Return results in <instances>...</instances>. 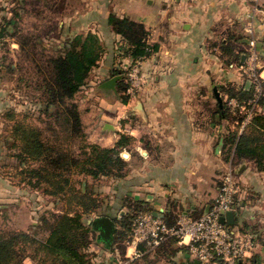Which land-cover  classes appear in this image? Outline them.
<instances>
[{"label":"crops","instance_id":"crops-1","mask_svg":"<svg viewBox=\"0 0 264 264\" xmlns=\"http://www.w3.org/2000/svg\"><path fill=\"white\" fill-rule=\"evenodd\" d=\"M83 1L85 8L76 20L81 27L93 25L107 47L98 70L112 72L119 63L126 66L132 61L130 57L116 58L113 43L122 37L109 24L111 13L143 22L151 31V43L160 46L153 56L136 62L142 86L135 104L111 100L107 89L84 92L83 102L91 105L86 112L93 118L86 127L90 143L113 147L121 134L135 141L128 147L126 177L111 180L112 194L99 211L107 205L123 211L124 198L129 197L171 223L183 214L199 217L214 203L220 179L232 165L241 188L239 211L244 222V214L252 212L248 217L254 221L257 241L249 257L239 264H264V172L251 160L235 161V166L226 159L224 138L234 124L222 117L214 93L217 87L226 101L222 86L242 85L245 76L240 64H226L221 57V38L234 40L243 51L242 61L253 39L264 57V0ZM260 72L264 77V66ZM127 113L130 122H123ZM99 211L92 216L94 220L112 218ZM92 246L94 250L96 246ZM180 248L170 242L158 250L168 256L170 264L192 263L195 258ZM132 253L128 243L127 257ZM154 255L162 254L156 251Z\"/></svg>","mask_w":264,"mask_h":264},{"label":"trees","instance_id":"trees-1","mask_svg":"<svg viewBox=\"0 0 264 264\" xmlns=\"http://www.w3.org/2000/svg\"><path fill=\"white\" fill-rule=\"evenodd\" d=\"M108 21L113 31L126 43L122 50L125 57L137 62L159 51L158 43L149 42L150 32L143 23L112 13ZM218 46L225 63L242 64L243 51L237 49L234 40L226 38ZM100 49V40L96 35H77L58 55L37 62L36 86L41 92L45 112L53 119L46 131L31 123L27 115L18 118L13 111L7 113L13 121L10 136L13 139L11 146L17 150L14 156L18 161L19 182L60 200L63 209L61 213L52 214L51 218L41 219L42 227L47 231L43 239L37 236V232H5L0 229V264H25L27 257L37 260V264H93L89 252L93 244L92 230L85 219L98 213L103 200L86 179L97 181L126 177L129 161L122 156V152L129 150L132 139L121 134L113 147L88 142L79 106L73 101L100 60L103 53ZM261 88L256 98L255 86L248 84V80L240 86H222L221 91L227 95V100L223 101L222 107L219 106V111L223 118L234 124L224 138L226 159L251 160L259 171L264 172V111H259L264 107V83ZM119 89H127L121 81ZM231 99L237 100V106L229 104ZM253 99H256L258 108L250 121L242 126L246 110L252 107L249 102ZM126 102L127 99H124ZM51 107L54 108L52 113L49 111ZM78 140L79 152H76L74 145ZM123 206L125 214L112 218L115 223L114 244L130 243L137 216L151 213L141 202L129 197L124 198ZM163 220L168 225L177 222ZM241 229L250 231L244 227ZM170 242L177 243V240L170 238L164 244ZM140 249L146 250L143 245ZM180 249L187 250L184 246ZM151 253L147 252L142 257Z\"/></svg>","mask_w":264,"mask_h":264},{"label":"rangeland","instance_id":"rangeland-1","mask_svg":"<svg viewBox=\"0 0 264 264\" xmlns=\"http://www.w3.org/2000/svg\"><path fill=\"white\" fill-rule=\"evenodd\" d=\"M84 8L83 0H6L0 5V229L5 232L19 230L37 232V236L43 239L47 236V231L43 229L41 219L43 217L51 218L52 214L61 213V209H63V203L60 200L19 182L17 176L18 161L14 156L17 150L11 146L13 139L10 136V130L13 121L7 117L9 111L15 112L18 118L27 115L31 123L45 131L48 128V123L53 120L45 112L41 92L36 86L37 62H41L48 56L58 55L69 45L70 40L77 35L92 33L99 38L100 50H103L102 56L97 65L91 70L86 84L73 98V101L79 106L88 142L90 141L86 127L90 122H93V118L88 114L89 112H86L90 110L91 105L85 101L83 102L85 90L89 88H94L95 91L101 90V88L106 89L103 84L111 78L119 76L116 91L107 89L108 94L111 95L109 98L121 103H124V99H127L124 104L128 105L129 103H136V96L141 89L142 83L139 81L141 76L139 75L137 63L133 60L128 62L126 66L119 63L112 72L104 73L103 68L98 70L107 52V47L103 44L100 35L94 31L93 25L90 26V29L86 26H83V28L80 21L76 20L78 18L77 14L82 12ZM149 32V42H151V31L149 30ZM221 41H223V38L218 42ZM113 45H117V48L114 47V51L117 52L116 58L123 59L125 56L122 50L126 47L124 40L121 39ZM118 71L120 73L115 74ZM246 80L247 77L244 76V81ZM120 81L127 89L123 91L119 89ZM53 110L54 108L51 107L49 109L50 113ZM127 115L123 122H130V116L128 113ZM133 141L131 139L129 146L135 144V141ZM79 144L80 140L74 145L76 152H79ZM124 154H128V150H123L122 156L129 161V156L125 157ZM225 154H227V150ZM233 163L236 166L238 162L233 160ZM86 180L94 191L100 194L103 200L101 207H103V204L106 205V201L110 199L112 194V189H109V186L113 179L102 178L94 181L88 178ZM105 212L116 219L123 216L126 209L120 211L118 208L111 209L107 205L99 211V213ZM122 212L124 213L122 214ZM246 213L244 214L246 218L244 222L240 211L236 212L237 222L235 225L237 228L250 229L254 234L256 230V228H253L254 224L252 222L254 221L248 217L252 212L248 211ZM255 216L258 217L257 214ZM93 221L92 216L85 219V222L91 227L93 244L96 246L94 250L90 249L89 251L93 264H170L171 261L168 256L164 257L161 253L162 250L158 249L147 257L130 259L129 256L127 257L128 243L125 241L114 244L113 240L108 243L107 240L99 237V232L93 227ZM248 223L247 227L246 224ZM156 251L157 254L162 255H154ZM25 264H37V260L27 257Z\"/></svg>","mask_w":264,"mask_h":264},{"label":"built area","instance_id":"built-area-1","mask_svg":"<svg viewBox=\"0 0 264 264\" xmlns=\"http://www.w3.org/2000/svg\"><path fill=\"white\" fill-rule=\"evenodd\" d=\"M249 45L240 68L247 77L248 84L255 86L256 98H258L262 91L261 85L264 83V77L260 72L264 66V57L257 51L254 39L250 40ZM249 103L252 107L246 110L247 116L242 126L250 121L258 108L256 99ZM229 104L237 106L238 103L236 99H231ZM230 161L232 163L233 158ZM240 189L235 169L231 165L222 176L214 203L199 217L193 218L183 214L176 224L168 225L161 217L152 213L138 215L134 221L133 240L130 242L133 248L130 259L135 260L147 252H154L170 238H175L177 243L186 247L189 254L198 259L201 264L243 262L256 247L255 235L250 231L237 228L236 225L220 222L222 213L233 211L236 215L237 196ZM140 245H143L146 250L142 251Z\"/></svg>","mask_w":264,"mask_h":264},{"label":"water","instance_id":"water-1","mask_svg":"<svg viewBox=\"0 0 264 264\" xmlns=\"http://www.w3.org/2000/svg\"><path fill=\"white\" fill-rule=\"evenodd\" d=\"M118 79H119V76H115L111 78L110 80L106 81L103 84V87L106 89H112L116 91V85H117ZM214 93L216 95L217 101L219 102L220 106H222L223 99L217 87H214ZM124 156L127 157L128 154H124ZM154 215L160 217L159 215H156V214ZM220 222L227 223L229 225H235L237 222L235 213L233 211L222 213L220 217ZM92 224H93L94 229L99 232V237L104 238V240H107L108 243L112 241L114 231H115V223L112 218L108 216L97 217L93 221ZM184 264H201V262L198 259H195L192 263L187 262Z\"/></svg>","mask_w":264,"mask_h":264}]
</instances>
